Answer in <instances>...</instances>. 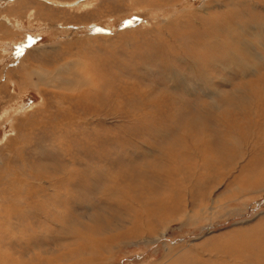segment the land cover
Returning a JSON list of instances; mask_svg holds the SVG:
<instances>
[{
    "label": "rangeland",
    "instance_id": "rangeland-1",
    "mask_svg": "<svg viewBox=\"0 0 264 264\" xmlns=\"http://www.w3.org/2000/svg\"><path fill=\"white\" fill-rule=\"evenodd\" d=\"M15 1L0 264H264V0Z\"/></svg>",
    "mask_w": 264,
    "mask_h": 264
},
{
    "label": "bare ground",
    "instance_id": "bare-ground-1",
    "mask_svg": "<svg viewBox=\"0 0 264 264\" xmlns=\"http://www.w3.org/2000/svg\"><path fill=\"white\" fill-rule=\"evenodd\" d=\"M18 1H20V0H16L15 2H13V4L14 3H16V2H18ZM40 1H46V2H49L50 4L52 3V4H56V3H65V5H67L66 7H75V6H79V5H81V3H83V2H81L80 0H77L76 2H60V1H58V0H40ZM75 1V0H74ZM262 1V0H261ZM261 1H259V2H261ZM13 4H10V5H13ZM253 4V3H252ZM57 5V4H56ZM62 5V4H61ZM254 6V8H258V4H253ZM58 6V5H57ZM37 7V6H36ZM35 7V8H36ZM34 8V7H33ZM33 10V9H32ZM28 11V10H27ZM31 16H33V15H31ZM2 17L5 19V21H7V22H9V23H11L12 21H11V17L9 16V15H7V14H4V15H2ZM17 17L16 16H14V20H16L15 22H14V24L16 23L17 25H19L20 23V21H19V19H16ZM258 23V22H257ZM264 23H262V24H259V27H261L262 25H263ZM251 25V24H250ZM258 25V24H257ZM12 26V25H11ZM14 27V26H13ZM16 27V26H15ZM258 27V26H257ZM12 28V27H11ZM19 29V28H18ZM260 31V30H259ZM249 32V31H248ZM235 33V32H234ZM72 37V36H71ZM250 40V39H249ZM248 40V41H249ZM253 41V40H252ZM243 46V45H242ZM246 47V46H245ZM244 47V48H245ZM256 47V46H255ZM242 50V49H241ZM257 53V52H256ZM248 54V53H247ZM251 54V53H250ZM237 55V54H236ZM253 55V54H252ZM262 56V55H261ZM243 57V56H242ZM217 58V57H216ZM233 59H235V58H233ZM240 59V58H239ZM238 60V59H237ZM250 61V60H249ZM257 62V61H256ZM249 63V62H248ZM259 63V62H258ZM232 64V63H231ZM245 64V63H244ZM253 64V63H252ZM256 64V63H255ZM213 65V64H212ZM258 65V64H257ZM230 66V65H229ZM232 66V65H231ZM246 66V65H245ZM23 67V66H22ZM252 67H255L254 65L252 66ZM250 68V67H249ZM225 69V68H224ZM228 69H229V67H228ZM255 69V68H254ZM193 70V69H192ZM227 70V69H226ZM252 70H253V68H252ZM22 72H24L23 70H22ZM244 72V71H243ZM33 73L34 74H37L38 75V77L39 78H41V79H43V81L45 82L46 81V83L48 84V82L49 81H52L53 82V80L55 79V80H59V76H57L55 73H51V72H49V71H46V70H41V69H35V70H33ZM58 73V72H57ZM242 73V72H241ZM252 73H253V71H252ZM28 74H29V72H28ZM246 74V73H245ZM31 75V74H30ZM29 75V76H30ZM24 76V75H23ZM27 76V75H26ZM29 76H27V77H29ZM26 77V78H27ZM29 79V78H28ZM209 80V79H208ZM48 81V82H47ZM210 81V80H209ZM208 82V81H207ZM34 83V82H33ZM56 83V82H55ZM209 83V82H208ZM212 86V85H211ZM211 86H210V88H211ZM173 87V86H172ZM209 88V89H210ZM261 91V90H260ZM230 93V92H229ZM215 94V93H214ZM211 95V94H210ZM224 95V94H223ZM217 96V95H216ZM234 98V97H233ZM210 99V98H209ZM211 100H213V99H211ZM246 101V100H245ZM213 102V101H212ZM215 102V101H214ZM214 104V103H213ZM213 106V105H212ZM216 110V109H215ZM12 112H15V113H17L18 112V109L17 110H15V111H13L12 110ZM9 115V114H8ZM5 117V116H4ZM7 120V119H6Z\"/></svg>",
    "mask_w": 264,
    "mask_h": 264
}]
</instances>
